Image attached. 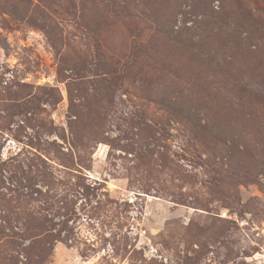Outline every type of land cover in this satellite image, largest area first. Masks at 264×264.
<instances>
[{
    "label": "rangeland",
    "instance_id": "rangeland-1",
    "mask_svg": "<svg viewBox=\"0 0 264 264\" xmlns=\"http://www.w3.org/2000/svg\"><path fill=\"white\" fill-rule=\"evenodd\" d=\"M0 264H264V0H0Z\"/></svg>",
    "mask_w": 264,
    "mask_h": 264
}]
</instances>
